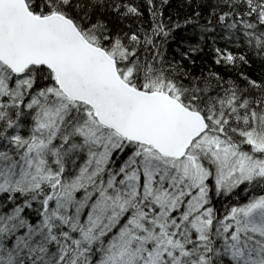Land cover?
Returning <instances> with one entry per match:
<instances>
[{
  "label": "snow or ice",
  "instance_id": "6c2138e0",
  "mask_svg": "<svg viewBox=\"0 0 264 264\" xmlns=\"http://www.w3.org/2000/svg\"><path fill=\"white\" fill-rule=\"evenodd\" d=\"M0 264H264V0H0Z\"/></svg>",
  "mask_w": 264,
  "mask_h": 264
}]
</instances>
